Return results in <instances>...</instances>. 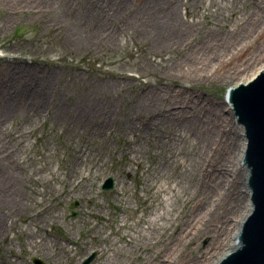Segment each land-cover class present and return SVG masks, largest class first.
<instances>
[{
	"label": "rangeland",
	"instance_id": "374dc122",
	"mask_svg": "<svg viewBox=\"0 0 264 264\" xmlns=\"http://www.w3.org/2000/svg\"><path fill=\"white\" fill-rule=\"evenodd\" d=\"M88 1L94 0H56L46 11L0 3L4 97H11L14 88L48 87L55 101L32 119L23 110L8 117L7 132L0 134V172L13 178L18 200L16 208L0 200V264H32L31 255L47 264H79L93 250L89 264H144L145 255L157 257L163 247L151 226L162 225L171 209L178 214L166 227L169 238L175 222L181 223L189 196L197 193L190 185L198 177L193 175L197 150L190 137L170 140L166 131L162 138L147 137L143 128L141 135L121 128V120L142 122L147 111L134 104L151 89L169 97L181 86L198 96L195 104L223 105L226 89L264 64V0H191L177 6L181 30L187 31L177 46L166 50L156 47L150 29L121 26L123 17L86 22L83 7ZM249 27L257 33L246 32ZM187 56L203 76L190 78L177 70ZM83 96L110 105L115 117L102 130L60 117L62 107L74 110ZM220 113L239 145L240 130L231 111L223 106ZM235 158L237 184L244 188L245 167ZM209 159L202 158V167H208ZM109 174L115 187L98 189ZM74 200L76 215L70 217L67 207ZM45 202L49 205L39 213ZM220 205L213 208L212 221L221 216ZM237 216H230V233ZM195 242L185 245L186 255L204 253L206 239ZM183 259L177 256L173 264Z\"/></svg>",
	"mask_w": 264,
	"mask_h": 264
},
{
	"label": "bare ground",
	"instance_id": "6f19581e",
	"mask_svg": "<svg viewBox=\"0 0 264 264\" xmlns=\"http://www.w3.org/2000/svg\"><path fill=\"white\" fill-rule=\"evenodd\" d=\"M56 0H0L1 4H10L17 10H39L46 11ZM191 0H141L136 6L129 3L130 0H94L83 7L86 22L108 20L118 22L123 17L121 26H139L143 31L151 30L155 35L156 47L164 50L178 45L180 35L186 33L187 29H182V23L177 16L176 7L187 4ZM131 11V12H129ZM131 13V14H130ZM102 14V15H101ZM125 14V16H123ZM130 14V15H129ZM129 15V16H128ZM100 16V18H99ZM102 18V19H101ZM125 27V26H124ZM254 28H247L246 32L257 33ZM242 31L245 34V26ZM222 51V50H221ZM260 54H264L262 51ZM193 59L187 56L183 63L177 65V70L185 76L196 78L199 74H204L202 68L197 69ZM209 62V57L205 64ZM246 64V63H245ZM244 64V65H245ZM243 65V66H244ZM247 65V64H246ZM264 65V64H263ZM249 66V65H248ZM175 67V66H174ZM244 69V67H243ZM236 71H233L235 73ZM256 71L251 73L243 80H247ZM20 77V74L16 76ZM186 80V79H185ZM234 84V83H233ZM0 95L4 99L1 106L0 97V134L7 132L5 120L8 117L15 116L19 111H25L32 119L37 115L43 106L55 104L53 92L48 87L35 88L34 86L17 89L14 88L11 97L5 98L4 92L7 90L6 85H1ZM161 89H151L142 92L143 97H139L138 103L147 111L146 117L140 124L126 118L121 120V128L137 130L142 134L140 128L144 129L147 137L157 135L162 138V131H166L171 137L186 139L189 138L192 146L197 150L196 166L193 175H197L190 185L197 187V193L189 196V207L181 214V223L175 229L174 236L169 238L166 233V227L178 214L175 210H167L162 225H157L151 229L159 238V247L161 252L155 259L145 255L144 264H173L175 258L183 256V260L177 264H216L218 259L226 252L236 246V235L242 218L249 212L250 203L248 200L249 190L247 187L238 186L240 168L235 166V148L239 147L236 158L242 159L243 136L242 128L240 130L241 140L238 145L237 137L230 130L227 121L224 120L220 112L223 106L230 112V105L226 101L223 105L213 103L212 107L205 105L203 101L198 105V96L184 87L176 86L172 89L170 96H162ZM83 96L81 103L74 104L75 109L67 111L62 107L60 117L69 118L72 122L85 128H95L102 130L104 122H107L112 116L110 105L107 102H99L96 99H87ZM61 108L58 107V111ZM233 118V117H232ZM229 121V120H228ZM225 126L228 129H225ZM157 136L155 138H157ZM142 137V136H141ZM169 142V140H167ZM166 141V142H167ZM167 142V143H168ZM218 142V145L215 146ZM227 143V149L224 146ZM223 149V152H221ZM0 154L3 156V150L0 147ZM210 156L208 167H202L201 160ZM194 163H192L193 165ZM246 172H244L245 178ZM199 179V180H198ZM245 184V183H244ZM0 200L6 206L16 208V200L13 187V178L0 172ZM185 197L188 196L184 195ZM221 204V205H220ZM244 204V207L241 205ZM169 206L172 203L168 204ZM221 206V216L218 215L212 221L211 214L213 208ZM238 212V219L230 233L229 220L232 213ZM161 218L163 215H160ZM1 221V220H0ZM151 224V223H150ZM173 224V223H172ZM3 226L0 225V233ZM156 229V230H155ZM155 230V231H154ZM152 234V233H151ZM150 234V235H151ZM221 237H219V236ZM141 237L140 239H144ZM148 238V236L146 237ZM206 239L205 251L201 255H186L183 251L185 245L196 240ZM217 239L220 241L218 242ZM138 241V240H136ZM195 242V243H196ZM229 248L219 251L224 246ZM206 252V253H205ZM185 254V255H183ZM216 254V255H214Z\"/></svg>",
	"mask_w": 264,
	"mask_h": 264
},
{
	"label": "water",
	"instance_id": "95a60500",
	"mask_svg": "<svg viewBox=\"0 0 264 264\" xmlns=\"http://www.w3.org/2000/svg\"><path fill=\"white\" fill-rule=\"evenodd\" d=\"M228 99L243 128V162L252 207L240 227L239 244L217 264H264V69L247 82L230 87ZM106 185L112 186V177Z\"/></svg>",
	"mask_w": 264,
	"mask_h": 264
}]
</instances>
